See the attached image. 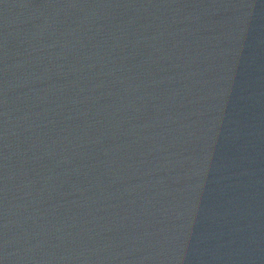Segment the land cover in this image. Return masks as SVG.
Wrapping results in <instances>:
<instances>
[{
	"label": "water",
	"instance_id": "1",
	"mask_svg": "<svg viewBox=\"0 0 264 264\" xmlns=\"http://www.w3.org/2000/svg\"><path fill=\"white\" fill-rule=\"evenodd\" d=\"M0 264H264V0H0Z\"/></svg>",
	"mask_w": 264,
	"mask_h": 264
}]
</instances>
